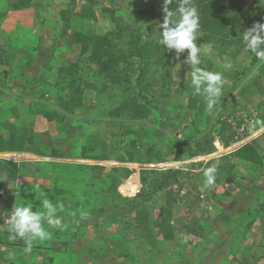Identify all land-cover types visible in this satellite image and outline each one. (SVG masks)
Listing matches in <instances>:
<instances>
[{
	"label": "rangeland",
	"instance_id": "374dc122",
	"mask_svg": "<svg viewBox=\"0 0 264 264\" xmlns=\"http://www.w3.org/2000/svg\"><path fill=\"white\" fill-rule=\"evenodd\" d=\"M5 1L0 0V10H2V4H5ZM70 1L33 0L31 7L9 10L0 21L1 47L18 52L20 57L16 59L21 58L23 60H20V63H16L10 69V65L4 62L3 53L0 51V108L4 110L0 112V116L2 113L4 120L9 121L10 119L13 121L11 117L13 112L16 111L15 102H18L20 95L22 98L32 97L37 90L31 87L34 84L48 89V96H45L48 100H57V91L51 86L46 87L43 83L44 80L45 82L50 80L53 83L54 70L57 69L59 63L77 61L80 57L81 47L74 43L73 33L75 31L84 33L90 31L105 34L117 29L111 15L102 10L105 6L115 9L116 15L122 16L125 22H130L133 26L145 30L144 40L159 43V34L162 29L158 25L162 24L164 19L163 0H96L94 6L95 19L90 15L86 18L80 16L83 7L89 3L88 0H75L74 3ZM244 10L247 11L249 17L256 15L258 22L264 23V3H261V0H245ZM138 12L145 16L141 21L137 18ZM64 15L69 17L73 27L61 39H57L56 34L63 30H61V20H63ZM20 21L28 23L23 26L25 31H21V26H17ZM56 22H60V24L57 23L56 26ZM31 26L32 28H30ZM25 32H27L26 35H24ZM8 34L13 35L15 39L13 40V37L8 36ZM20 37H25L35 47L34 52L32 49L23 46L22 40L19 42L16 39ZM125 37L128 38V34ZM123 39L117 41L118 47L127 49L123 46ZM197 44L202 49L209 46L212 48L211 57L207 54L202 55L200 67L209 71L222 72L225 80L223 95L210 113L206 109L201 119H198L195 118V111L189 107L190 103H193L195 110H199L202 106V99L205 100V98L196 95L191 87V69L190 65L185 63L188 50H185L177 58L174 51L167 50L163 45H160L161 52L158 53L160 56L157 55L160 57V61L150 64L151 73H148L149 82L147 84L149 86L147 94L153 107V113L149 118L142 121L135 119L126 121V119H120V116L117 117L112 114V107L109 110L108 107L104 110L108 111L105 118L110 117V120L113 118L109 126L110 130H113L114 134L115 132L119 133L116 135L115 141L118 140L117 136L123 130V134L129 135L136 143V149H134L129 139L128 146L125 144L122 150L134 152V159H128V161L135 165L137 163L134 168L135 171L138 169L137 172L140 173V184L142 183L144 169L149 171L148 183L144 187L141 184V190L137 195L127 197L129 199H127L125 207L120 210L121 213L127 215L126 220L116 222V226L115 224H108V219L104 217L103 220H98L101 225L98 231L90 230L84 235L82 233L83 237H80V233L78 237H75V230H67L65 233L64 230L59 228L53 233L47 229L52 234L51 238L43 242H35L36 245H33L30 253H25L24 249L17 252L12 250L3 252L0 249V264H8L9 261H14L16 257L19 260L24 258L22 264H73L71 263L73 259L79 260L80 263L78 264H121L127 262V260L125 261L124 257L121 258L120 254H129L130 252L127 253L128 249H131V253L137 256L139 260L137 262L148 264H208L210 261L221 264H242L241 260H248L249 264H264V236L261 233L264 230L262 203L259 201L257 203L251 197L242 201L241 204L248 202L244 209H248L251 213L247 214V211L240 209L226 193L230 191L232 196L241 197L242 192H251L252 186L249 189L245 187L246 183L244 185L240 183V192H237L238 189L235 186L231 188V183L226 181L227 174L221 170L224 168V164L228 163L226 162L227 159L220 158V156H211L213 153L193 157L187 156L190 152L189 147L191 144L193 145L194 140L197 138L198 129L202 130L200 136H205L207 133L210 134V130H220L225 120L230 123H234L238 119L241 120V118L251 121L257 112H264V74L260 72L263 62L258 61L252 65L250 75L237 78V74L243 72L245 67L251 65L252 62L253 53L246 50L244 41L243 44L233 45L226 52L221 51L220 45L214 41H203L202 43L197 41ZM118 47H115L114 51L121 54ZM28 50L36 56V60L30 66L24 64ZM38 50L40 53H37ZM44 52L51 54V56H46ZM89 53L90 51L84 55L83 61L85 63L83 65L85 68H83L81 74L86 72ZM228 62L231 63L232 67L226 70L223 65ZM135 65L136 63H133L132 66L134 68L132 72L133 81L136 80L138 75V72L135 71ZM7 70L11 71L9 76ZM259 76L260 79H258ZM256 79L258 80L255 82ZM81 84L85 90L86 101L93 100L94 97L96 99H110L116 94H119L121 101V95L128 98L131 96L130 94L140 92L139 88L134 89V86L129 85L127 82H124L120 88L112 87L114 85L110 82V78L107 77L104 80L103 77L94 75L89 68L88 72L85 73V80ZM8 93L10 94L9 98L5 101V96ZM4 102L7 104H4ZM34 112L29 113L30 121L42 118V121L37 123L39 125H42V122L48 124L45 123L44 115L39 114L37 116ZM110 113L112 117L109 115ZM193 122H196V124L194 125ZM128 127L131 130L130 134L125 131ZM0 130H3L8 136L10 149L19 146L30 150V148L38 146L28 142L25 144V141L24 144L18 145L16 143L17 145H13V136L11 135L14 132L13 128L11 130L9 126L0 128ZM41 131L43 130L39 127V131L32 132L33 137L40 136V138L38 137L40 143H42L41 135L38 132ZM253 136L254 131L249 133L245 139L255 141V139L252 140ZM150 148L155 149L157 153H162V155L155 154L151 159L147 158ZM10 149L0 151V158L12 160L18 164L21 161L32 164L36 159L31 154ZM43 150L50 154L46 146L43 147ZM12 153H20L23 156L14 158L10 156ZM20 154L15 155L20 156ZM261 158V162H264V156H261ZM108 164L113 166V163ZM213 164L219 165L216 181L214 185L206 188L203 183V171ZM257 165L261 167L259 163ZM30 167H27L26 172L29 171ZM33 168L36 170L35 167ZM168 169L179 170V173L175 176L176 180L167 181L161 190L152 195H146L145 193L150 190L151 180L155 177L162 179L163 173ZM86 170L84 177L81 178V187H85L84 191L89 193L86 207L82 210L87 214L96 212L102 214L101 216L118 212L119 208L115 207L114 203L117 206L119 205L120 200L116 197L120 193L117 190L119 194H113L110 192L109 186L115 180H119L118 184L120 185L132 173L130 172L125 177L127 173H125L126 169L123 168L120 171H114L113 169L110 172H104L105 169L101 170L93 167H87ZM249 173L252 174L250 171ZM46 175L45 179L49 180L48 174ZM254 175L246 178V180L251 181L253 186H255L253 180L259 182L258 178H251ZM34 177L35 174L33 176H23L21 181L27 183L25 185L11 184V189H8L0 201V210L2 209L1 211L5 217L3 221L8 218L10 211L6 210V205L10 203L14 206L18 202L30 205L33 211H43V205L36 203L38 197L42 199L49 197V199L55 200L62 196L61 193H57V196L51 193V189L46 183H41L42 181L38 185ZM38 177L42 179V176L38 175ZM94 186L96 187L95 192L99 193L98 196L93 193ZM81 187H72L75 196L80 195ZM142 190L143 194L141 195ZM255 191L256 195L264 194V188H258ZM16 192L19 193L15 196L14 193ZM197 196H199L200 201L197 200ZM224 197L227 198L224 199ZM223 200L226 204L223 203ZM98 202H100L101 207H97L99 206ZM72 207L76 209L78 205L70 204L66 206L64 204L63 210L71 212L69 209ZM169 208L171 209L168 218L175 232L173 239H165L159 224H157L162 222L161 218L164 214H167L166 211ZM218 211L220 214L224 211L228 214L221 215V218L217 216L218 218L210 219ZM242 212L244 214L242 229L230 230L227 223L231 218L228 221L227 218L231 215L234 218ZM73 213L75 212L73 211ZM253 216H259L262 223L256 224L254 222L249 227L246 223H249ZM63 220L65 219L63 218ZM4 226H7L6 223ZM107 226H109L108 229ZM185 234L188 235L189 239L187 243L182 244L177 237ZM88 246L90 247L89 250H92L91 254L88 251ZM198 246L200 251H195L194 249ZM192 249L194 253L187 252ZM66 252H68V259H66ZM202 252H204L203 260L196 261L195 259ZM10 253H14V256ZM50 258L53 259L50 260ZM137 262L135 264H138Z\"/></svg>",
	"mask_w": 264,
	"mask_h": 264
},
{
	"label": "trees",
	"instance_id": "16d2710c",
	"mask_svg": "<svg viewBox=\"0 0 264 264\" xmlns=\"http://www.w3.org/2000/svg\"><path fill=\"white\" fill-rule=\"evenodd\" d=\"M89 3L86 4L83 7L82 12H80V16L82 17H92L95 19V13H94V6L96 4V0H88ZM70 2L74 3L75 0H71ZM180 0H174V2L170 5L171 10H175L178 6V3ZM33 3V0H6L5 4H2V10H0V21H2L3 17L6 16L7 12L9 10H19L23 8L31 7ZM192 3L198 8L199 11V17H200V30L198 33L197 41L198 43H202L203 41H214L220 45L221 51H227L230 47L237 43L243 44V31L247 30L248 28L252 27L253 24L258 22V18H256V15L248 16L247 11L244 10V3L245 0H192ZM5 9V10H4ZM102 10L106 13H109L113 19V21L116 23L117 29L114 31H111L109 33L105 34H97L92 32H80L75 31L73 33V41L74 43L80 45V57L77 61H63L59 63L57 66V69H55V73L53 75L52 81L47 80L44 83L46 87H52L57 91V107L56 110L50 111V110H44L46 106L38 111L37 113L44 115L47 119H55L58 123H63L67 117L76 118L78 112L82 109L85 102L83 100L86 99V94L84 88H82L83 81L85 80V73L88 72V68L93 72L94 75H97L99 77H103L105 80L107 77L110 78V82L113 83L114 86L112 87H119L124 83L127 82L129 85H133L134 89L139 88L138 94H130V97H124L121 95V103L117 106L112 108V114H115L117 117L124 116L128 119H135L137 121L145 120L146 118H149V116L153 113V107L152 103L149 101V96L147 94L148 86L147 82L148 80V73H151L150 70V64L157 63L160 61V54L161 47L160 44L156 41L153 42L152 40H144V33L145 30H142L139 27L133 26L130 22H125L124 18L122 16H117L115 13V9L109 8V7H103ZM141 12H138L137 18L139 21L144 19V14H140ZM90 15V16H89ZM44 21V19H42ZM69 17L64 15L63 20H61L62 23V32L56 34L57 39H61L65 33L67 34L73 27V25L70 22ZM264 22V20H263ZM44 23V22H43ZM60 24V22H56ZM122 23V24H121ZM128 34V38L125 36ZM8 36L13 37V35L8 34ZM126 38V39H123ZM18 39V38H16ZM122 40L123 46L127 49L119 48L117 41ZM23 46H25L28 49H32L33 52L35 50V47L31 45V43H28L24 39H19L18 41L21 42ZM126 45V46H125ZM118 47L120 50V53H116L114 51V48ZM0 51H2L4 56V62L6 64L10 65V69H12L16 63H20L23 61L21 58L16 59L17 57H20L19 53L16 51H11L9 49L3 48L0 45ZM62 51V49H61ZM60 51V52H61ZM90 51L89 55V62L87 63L86 72L82 73L83 68L85 66L83 63L84 55H86ZM128 53H127V52ZM32 51H27V57L25 58L24 64L27 66L32 65V63L36 60V56L34 55ZM37 53H40L38 50ZM46 56H48L47 52H44ZM60 54V53H59ZM58 55V54H57ZM158 55V56H157ZM21 60V61H20ZM20 61V62H19ZM251 65L246 66L245 70L241 73L237 74V78L239 77H246L250 75L252 65L257 63L259 60L255 57V54L253 53L251 58ZM48 65L49 62H47ZM133 63H136V69L135 71L138 72V75L136 77V80L133 81V74L134 71L132 68ZM52 65V64H51ZM53 66V65H52ZM51 66V68H52ZM10 70H7V75H10ZM260 72L264 74V62L262 64ZM258 78V77H257ZM260 79V76L259 78ZM254 80L255 82L258 80ZM7 83V82H6ZM88 85V84H87ZM93 86V84H91ZM34 89H37L34 95L37 97H44L47 92V88H43L42 86L34 84V86H31ZM88 87V86H86ZM90 87V86H89ZM96 87V86H94ZM129 89V88H128ZM9 93L5 96V101L9 98ZM202 106H200L199 110H195V106L193 103H190L189 107L193 111H195L194 115L195 118L201 119V117L206 112V100L202 99ZM1 102V101H0ZM58 112L61 115L55 116V113ZM257 119H260L262 121L261 125L252 128L250 127V122H253ZM195 125L196 122H193ZM140 125V124H139ZM264 125V112H257L254 118H252L251 121H246L241 118L238 120H235L234 123H230L227 120L223 121V124L218 131H209L210 134L207 133L205 136H200V133L202 132L201 129H198V135L197 138L194 140L193 145L189 147L190 152L187 156L193 157L195 155H204V154H211L216 151V147L213 145V141L216 137H219L223 139L224 143L226 145H229L234 140H241L245 138L249 133L252 131L258 129L259 127ZM241 128V129H239ZM239 129V130H237ZM127 134L131 133V130L129 128L126 129ZM33 132V131H32ZM32 132H27V134H23L20 136H17L15 138V143L19 144H25L33 143L37 144V147L30 148V151L39 153L41 155H46L47 152L43 150V147L41 143L39 142L40 136L36 135V137H33ZM39 137V138H38ZM132 147L136 149V143L135 141H131ZM9 141L5 139L0 134V151H5L8 149ZM114 145V143H113ZM116 146V145H115ZM119 149H124V146H122L121 142H118ZM106 148L105 140H103V146ZM111 147H113L111 145ZM16 148H19L17 146ZM23 149L25 147H22ZM41 148V149H40ZM40 149V150H39ZM97 147H94V144L92 142H88L87 144H84L82 155L84 156H93V151L97 150ZM259 150V144L256 141H250L246 143L243 147L236 150V152H229L227 154H223L220 156V158H224L226 160V164H224V168L221 170L223 173L227 174V183H231V186H238L237 183H239V177L234 173V170L238 167L237 160L243 159L245 161H249L252 163H259L261 162V153ZM59 149H51L49 150L50 154H60L61 152H58ZM90 151H92L90 154H88ZM157 153L155 149L149 150L148 157L151 159V157ZM124 158L128 159H134L135 155L134 152H124L122 154ZM105 157V156H101ZM43 166V163L38 162L36 163V170ZM26 165L24 164H18L17 162H14L12 160L8 159H1L0 158V201L4 197V195L7 193L8 189L12 187L13 184L20 183L21 178L23 176H33L35 174V177H37L39 172H37L35 169H28L27 170ZM24 168V169H23ZM87 167H82V170L86 169ZM100 168L101 170L104 169L103 167H96ZM89 170V169H88ZM91 170V169H90ZM114 171H120L118 168H114ZM127 173L125 176L130 174V170H125ZM87 172V170H86ZM85 172V173H86ZM91 172V171H90ZM220 172V171H219ZM84 173V174H85ZM149 171L145 170L142 173V184L143 187L148 183V176ZM179 173V170L176 169H168L166 172L163 173L162 179L160 177H155L150 182V190L147 191L146 195H152L156 191L161 190L167 181L174 180L175 176ZM93 175V174H92ZM91 175V176H92ZM114 175V174H113ZM87 176V175H86ZM34 177V179H36ZM23 179V178H22ZM176 180V179H175ZM174 180V181H175ZM119 180H115L110 186L109 190L113 194H117V184ZM22 183L25 185L24 181ZM135 183H137V180H135ZM12 184V185H11ZM15 184V185H16ZM250 189V187H248ZM252 190L249 197L241 196L236 197L234 203L238 206H240V209H244V205L241 202L245 201V199L250 198L251 195L255 198V201H261L259 194L256 195L255 189H258L259 187L252 185ZM143 189V188H142ZM228 194V197H232L230 194V191L226 192ZM119 194V193H118ZM141 195L143 194L140 193ZM120 203L118 205L119 208L123 209L125 207L127 197L122 196ZM118 196V197H119ZM197 200L200 201L199 196H197ZM264 208V204L262 205ZM13 207V205L10 203L6 205V210L10 211V209ZM170 209L169 208L166 212L167 214L162 216V222L157 223L159 224V227L162 231V235L165 239H173L174 238V229L173 226L170 224V220L168 216L170 215ZM2 210V209H1ZM0 210V249H2L3 252L5 251H19L21 249H24L25 245L24 242L21 240H17L15 242H11L8 240V233L6 231V227L4 226L5 223H3V219H5L2 211ZM261 210V209H260ZM264 210V209H263ZM244 211L251 212L248 209H244ZM224 214H228V212H220L213 214V216L210 217V219L218 218L217 216H221ZM229 215H231L229 213ZM232 216V215H231ZM229 216L227 218V221L229 218H231V223L228 226L230 230H241L243 227V217ZM257 217V216H256ZM256 217H253L249 223H246L247 226L251 227V225L255 222ZM221 218V217H220ZM139 219V218H138ZM243 221V222H242ZM65 224V222H63ZM67 231H65L66 233ZM219 238V237H218ZM218 242L220 241L217 240ZM205 242V241H204ZM206 243V242H205ZM217 243V242H216ZM36 245V243H34ZM219 244V243H217ZM222 244V243H221ZM238 247V246H237ZM200 247L198 246L194 250H198ZM240 248V247H238ZM194 250L187 251L188 253L192 254L194 253ZM122 257L129 258L132 256L131 253L129 254H120ZM204 257V252L197 257L196 261H202ZM1 258V257H0ZM53 258H50L52 260ZM198 259V260H197ZM22 258L19 260L17 257L14 261H9L8 264H22ZM26 260V258H25ZM242 264H249L248 260H241ZM211 262V263H210ZM208 264H221V263H215V261H210Z\"/></svg>",
	"mask_w": 264,
	"mask_h": 264
},
{
	"label": "crops",
	"instance_id": "0c3cea01",
	"mask_svg": "<svg viewBox=\"0 0 264 264\" xmlns=\"http://www.w3.org/2000/svg\"><path fill=\"white\" fill-rule=\"evenodd\" d=\"M27 24L28 23H25V22L22 23L20 21L17 23V26L18 27L21 26L22 28L21 31H25L23 29V26ZM30 28H32V26ZM26 34L27 32H25L24 35ZM14 39L15 37L13 38V40ZM19 39H24L25 41H27L25 37H20L18 38V40ZM27 42L30 43L29 41ZM48 55L51 56V54H48ZM47 93L48 92H46L45 96H48ZM45 96L37 97L36 95L33 94L32 97L22 98V96L20 95L18 102H15L14 104L16 105L15 106L16 111L13 112L12 117H11L13 121H11L10 119L9 121L4 120L5 118L3 114L1 113L0 128H7L9 126L11 130L13 128L14 132L11 134L13 136L12 141H13V145H17L15 143V138H17V136L27 134V132L39 131V127H41L43 131L38 132L41 135V142H42L41 145L46 146L47 149L50 151L52 148L59 149L58 152H61V153L41 155L39 153L32 152L26 148L23 149L22 147H19V148L15 147L14 149H10L9 145H8V149L14 150V151H21L23 153L31 154L32 156H34V158L36 159L34 160L32 164H26L29 162L21 161L22 164L31 166L30 169H34L33 167H35L36 163L38 162L43 163V166L37 169L36 171L39 172L40 176H42V179L44 180L40 179V177L37 176L35 177L36 178L35 181L38 185H40L41 183H46L48 187L51 189V193L56 194V196H57V193L62 194L61 197H58L55 200H53V203L60 202V198H61V202H63L66 206L70 204L78 205V208L76 209L75 207H72L73 209L70 208L69 210L71 212L63 210L62 212L57 213L58 216H60L62 219L63 218L65 219L62 221L63 227L61 228V230H64V231L75 230L76 231L75 237H78L79 233H80V237H83L81 235L82 233L84 235V234H87L90 230L94 232L98 231V229L101 227L100 223H98V220L100 219L103 220L104 217L108 219V224L111 223L110 225L115 224L117 226L116 222L121 221V220H126L127 215H124L123 213L120 212V210H123V209L119 208L116 205V203H114V205L115 207L119 208L118 212H112L111 214H107V216H101L102 214H99L96 212L93 214H87L84 210H82L84 209V207H86L85 204H87V198H88L89 192L84 191L85 187H81V181H82L81 178L84 177V173L86 172L85 171L86 169L82 170V167L96 168V167L104 166V169H105L107 166H110L108 163H113V166L112 165L110 166L111 167L110 171L113 170L114 168H118L121 170L123 168V169H129L131 173L133 174L137 173L136 171L138 169L135 171V168H134V166H137V163L135 165L133 163H130L128 161V158L126 159L122 157L123 156L122 154L126 152V150L125 151H123L122 149L120 150L118 146V142H121L122 146H125V144L126 146H128L129 139H130V142L133 141L134 139L132 140V138L129 135L123 134L124 131L122 130V132H120V135L117 136L118 140L115 141V137L119 133L115 132L114 134V131L110 130V127H109L113 118L111 120L109 119L110 117L105 118L108 111H104V110L107 107H108V110L111 107L114 109L115 106L121 103L119 94H116V96L114 95L113 97H110L111 100L104 99V98L96 99L95 97L93 100H89V101H86L85 99L83 100L85 104L82 107V109L78 112L79 114H77L76 118L67 117L63 123H58L56 121V118L51 120L45 117V123L47 122L48 124H43L42 122V125H39L37 122L42 121V118H40V120L30 121L29 113L31 111H35L34 114L39 116V113L37 112L43 109L45 106L46 108H44V110H50V111L56 110V107H57V100L55 101L48 100V98H46ZM4 104H7V103L4 102ZM2 111L4 110L0 108V112ZM58 115H61V114L56 112L55 116L57 117ZM109 115L111 116V113ZM120 119H124V120L126 119V121L134 120V119L125 118L124 116H122ZM0 134L5 139L8 140V136L3 130H0ZM254 136L252 140L255 139V141L259 144V151L260 153H262L261 156H264V125L254 130ZM103 140H105V144L107 146L106 148L102 147ZM88 142H92L94 144V147L98 148L97 150L93 152L90 151L88 153L90 154L92 152V154H94L93 156H90V157L82 155L84 144H87ZM111 145L113 147H111ZM15 154H20V153H14V154L12 153L10 154V156L14 158H20L21 156H23V154H20V156H16ZM102 155L105 157H101ZM237 164H238V167L234 170V173L240 178L238 187L237 185L235 186L238 189L237 192H240L239 190L240 183L242 185L246 183L245 184L246 188L252 186L251 181L246 180V178L247 177L250 178V175L252 176L254 174L255 175L251 178L259 179V182L256 180H253V182L255 183V186L259 188H264V179H263L264 178V162L260 164L261 167H259L257 164H253L243 159H238ZM249 168L251 169L249 170ZM249 171L252 172V174L249 173ZM46 174H48V177L50 178L49 180L45 179L47 176ZM40 181L42 182L40 183ZM19 182L20 183H17V184H23L22 181H19ZM72 187L73 188L81 187L80 195L75 196V193L73 192L74 189ZM49 188L47 189L49 190ZM93 188H94L93 190L94 195L98 196L99 193L95 192L96 187L94 186ZM249 195L250 193H245V192L241 193V196L249 197ZM250 197L255 200L253 195H251ZM259 197L261 199V201L259 202H261L263 205L264 204V194H260ZM120 198H121L120 196L116 197V199L121 200ZM225 198L227 197H224V199ZM230 198L235 201L236 197L232 196ZM36 203L42 205V198L38 197L36 199ZM223 203L226 204L225 201ZM242 204L244 205V202ZM246 204L248 205V202H245V205H244L245 207H246ZM98 205L99 206L97 207H101L100 202H98ZM73 211L75 213H73ZM243 212L240 214V217H243L244 215ZM249 213L251 212H247V214ZM259 219L260 217L257 216L256 221H255L256 224L262 223ZM63 222H65V224ZM45 226L48 230H51L53 233L55 230H57V228H50L47 225ZM108 227L109 226H107V229ZM261 233L264 236V230ZM87 248H88L89 253L91 254L92 250H89L90 248L89 246ZM263 248H264V245H263ZM129 252L131 253V249H128L127 253ZM67 253L68 252H66V259L69 258ZM76 253L78 252L76 251ZM131 254L132 256L125 259V261L127 260V262H124V263L119 262V263L135 264V262L139 261L135 254L133 253ZM120 257L123 258L122 256ZM71 263L78 264L80 263V261L73 259ZM137 263L138 264H148L146 262H137Z\"/></svg>",
	"mask_w": 264,
	"mask_h": 264
},
{
	"label": "clouds",
	"instance_id": "9594fccd",
	"mask_svg": "<svg viewBox=\"0 0 264 264\" xmlns=\"http://www.w3.org/2000/svg\"><path fill=\"white\" fill-rule=\"evenodd\" d=\"M173 2L174 0H163L164 19L163 23L158 25L162 29L159 34V43L165 46L167 50L174 51L177 58L185 50H188L185 63L190 65L191 87L196 95L205 98L206 108L210 113L223 95L224 76L222 72L209 71L200 67L202 55L207 54L211 57L212 48L209 46L202 49L197 44L200 30L198 8L192 3V0H180L177 8L171 10L170 5ZM261 3H264V0H261ZM243 41L246 50L254 53L257 60L264 62V23L257 22L243 31ZM231 67L230 62L223 65L226 70ZM261 123L262 121L257 119L250 122V127L255 128ZM243 140L245 143L241 147L250 142L245 138ZM218 167V164H213L203 171V183L206 188L214 185ZM17 193L19 192L14 193L15 196ZM42 205L43 211H33L30 205L16 202L10 209L7 220L3 222L7 225L8 240L11 242L23 241L25 253L32 251L35 242H43L51 238L52 234L47 230L45 224L50 228L59 229L63 227L62 218L57 213L63 211L64 204L62 202L53 203L49 197H44ZM177 238L182 244L187 243L189 239L186 234ZM10 255L14 256V253H10Z\"/></svg>",
	"mask_w": 264,
	"mask_h": 264
},
{
	"label": "built area",
	"instance_id": "2783aa9c",
	"mask_svg": "<svg viewBox=\"0 0 264 264\" xmlns=\"http://www.w3.org/2000/svg\"><path fill=\"white\" fill-rule=\"evenodd\" d=\"M244 143L245 141L241 139L234 140L229 145H226L223 139L216 137L213 141V145L216 147V151L213 152L212 156H222L223 154L235 151L239 149ZM139 176V172H137L136 174H131L126 181L122 182L118 186L119 193L124 197H131L137 195L141 190ZM132 178L136 179L137 183H134L135 180H133Z\"/></svg>",
	"mask_w": 264,
	"mask_h": 264
},
{
	"label": "water",
	"instance_id": "95a60500",
	"mask_svg": "<svg viewBox=\"0 0 264 264\" xmlns=\"http://www.w3.org/2000/svg\"><path fill=\"white\" fill-rule=\"evenodd\" d=\"M110 169H111V167H110V166H107V167L105 168L104 172H109Z\"/></svg>",
	"mask_w": 264,
	"mask_h": 264
}]
</instances>
